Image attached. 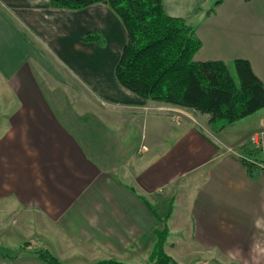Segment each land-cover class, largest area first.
<instances>
[{
  "label": "crops",
  "instance_id": "crops-1",
  "mask_svg": "<svg viewBox=\"0 0 264 264\" xmlns=\"http://www.w3.org/2000/svg\"><path fill=\"white\" fill-rule=\"evenodd\" d=\"M209 1L162 4L201 40L196 60L245 58L264 83V0L206 14ZM90 30L103 45L80 40ZM125 36L102 3L0 0V264H48L39 248L62 264L149 260L159 224L142 198L158 212L171 197L172 258L264 264V169L249 176L236 149L259 131L262 158L264 108L230 138L240 120L214 132L206 114L129 92L113 74Z\"/></svg>",
  "mask_w": 264,
  "mask_h": 264
},
{
  "label": "trees",
  "instance_id": "trees-1",
  "mask_svg": "<svg viewBox=\"0 0 264 264\" xmlns=\"http://www.w3.org/2000/svg\"><path fill=\"white\" fill-rule=\"evenodd\" d=\"M222 1L215 0L206 14L212 13ZM49 3L53 8L68 10L102 3L118 16L126 36L113 74L123 88L141 98L206 114L214 132L264 108V83L249 61L234 59L236 83L224 61L196 60L194 55L201 48V40L184 18L165 12L162 0H49ZM80 40L98 45L105 41L97 30L83 33ZM236 149L249 176L263 170L258 147L244 143ZM142 201L161 225L154 230L147 264H178L164 250L173 197L163 215L145 198ZM28 244L25 242L20 248ZM35 253L48 264H62L46 248L36 249ZM92 264L127 263L109 258Z\"/></svg>",
  "mask_w": 264,
  "mask_h": 264
},
{
  "label": "rangeland",
  "instance_id": "rangeland-1",
  "mask_svg": "<svg viewBox=\"0 0 264 264\" xmlns=\"http://www.w3.org/2000/svg\"><path fill=\"white\" fill-rule=\"evenodd\" d=\"M214 1L215 0H210L209 1V3H207V6L208 7H211L212 5H213V3H214ZM91 31V30H90ZM229 70H230V73H231V75H232V77H233V79L235 80V82L236 83H238V80H237V77H236V73H235V69H234V66H229ZM69 76V75H68ZM72 78H74V75H70ZM17 103H18V101H16V100H12V103H11V107H17ZM94 103H98L97 101H93V103H91L90 105L91 106H93L92 104H94ZM160 103V102H159ZM1 105V104H0ZM98 105H100V106H102L101 104H98ZM169 105V104H168ZM12 109V108H11ZM187 110H190V109H187ZM190 111H193V110H190ZM262 111H264V110H262ZM193 112H195V111H193ZM1 120H2V117L0 116V122H1ZM200 120V119H199ZM201 121V120H200ZM248 120H240L239 122H237L235 125H236V127H234V128H231V130H228V131H230V132H228L229 134H228V137H232L233 136V134L235 135V136H237L235 133H237V132H242L243 131V129H246V126H247V124L246 123H248L247 122ZM205 123L209 126V124H208V120L207 121H205ZM258 132L259 131H256L255 132V134H254V136H257L258 137V140H259V142H261L262 140H260V135L258 134ZM254 139V138H253ZM253 139L252 140H249V141H247L246 143L247 144H250L252 147H258V144L257 143H254L253 142ZM259 148V147H258ZM260 149V148H259ZM260 150H262V149H260ZM263 152H264V149H263V151H262V158H261V163H263V161H264V159H263ZM259 155L261 156V153H259ZM263 169H264V167H263ZM162 205V206H161ZM161 205H156L155 204V206H156V208L158 209V212H160V215H163L165 212H166V210H167V207H168V203H166V204H163V203H161ZM161 225L159 224V227H160ZM169 232V231H168ZM169 234H167V236H168ZM154 238V237H153ZM153 243H154V241H153ZM151 246V247H150ZM149 247H150V249L152 250V247H153V244L152 245H150ZM148 247V248H149ZM8 252H12V250H7ZM76 257V256H75ZM174 259V258H173ZM74 259H72L71 261H73ZM175 260V259H174ZM75 261V260H74ZM178 264H182V263H180V262H178L177 260H175ZM131 262H132V264H147L148 263V260H147V258L146 257H140V258H138V259H132L131 260ZM187 262V261H186ZM125 263V262H124ZM193 263H198V264H241V260H237V259H227L226 260V258L223 256V255H218L217 254V252H215L214 254H213V258H210V257H206V258H200V257H198V256H195V257H193V259H191V260H189L186 264H193Z\"/></svg>",
  "mask_w": 264,
  "mask_h": 264
},
{
  "label": "built area",
  "instance_id": "built-area-1",
  "mask_svg": "<svg viewBox=\"0 0 264 264\" xmlns=\"http://www.w3.org/2000/svg\"><path fill=\"white\" fill-rule=\"evenodd\" d=\"M253 142H254V143H258V139H257V138H256V139L254 138V139H253ZM263 159H264V152H263ZM262 166L264 167V161H263V163H262Z\"/></svg>",
  "mask_w": 264,
  "mask_h": 264
}]
</instances>
